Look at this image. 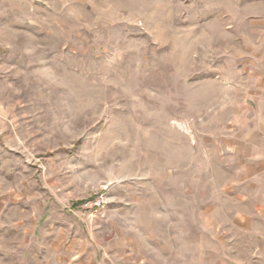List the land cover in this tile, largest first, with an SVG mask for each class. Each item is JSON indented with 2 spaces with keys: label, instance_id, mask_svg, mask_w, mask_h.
<instances>
[{
  "label": "rangeland",
  "instance_id": "obj_1",
  "mask_svg": "<svg viewBox=\"0 0 264 264\" xmlns=\"http://www.w3.org/2000/svg\"><path fill=\"white\" fill-rule=\"evenodd\" d=\"M0 264H264V0H0Z\"/></svg>",
  "mask_w": 264,
  "mask_h": 264
},
{
  "label": "built area",
  "instance_id": "obj_2",
  "mask_svg": "<svg viewBox=\"0 0 264 264\" xmlns=\"http://www.w3.org/2000/svg\"><path fill=\"white\" fill-rule=\"evenodd\" d=\"M100 203H101V202H98V201L96 202V201H95V202H92V203H85L83 206H84L85 208H88V207H90V208H91V207H99V206H100Z\"/></svg>",
  "mask_w": 264,
  "mask_h": 264
}]
</instances>
